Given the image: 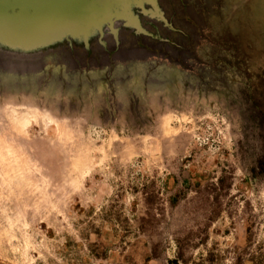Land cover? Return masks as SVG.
Listing matches in <instances>:
<instances>
[{"label":"rangeland","instance_id":"1","mask_svg":"<svg viewBox=\"0 0 264 264\" xmlns=\"http://www.w3.org/2000/svg\"><path fill=\"white\" fill-rule=\"evenodd\" d=\"M127 2L0 23V264H264V0Z\"/></svg>","mask_w":264,"mask_h":264},{"label":"water","instance_id":"2","mask_svg":"<svg viewBox=\"0 0 264 264\" xmlns=\"http://www.w3.org/2000/svg\"><path fill=\"white\" fill-rule=\"evenodd\" d=\"M55 2L65 4L68 0H0V23L3 22L4 26L7 24L12 30L28 31L35 29L40 19L51 17L47 12L50 10L51 3ZM51 10L54 11L53 9ZM30 43V39L8 42L11 45V49H19L25 54H30L29 52L33 48L36 50L35 47L30 46ZM8 49L6 48V50Z\"/></svg>","mask_w":264,"mask_h":264},{"label":"flooded vegetation","instance_id":"3","mask_svg":"<svg viewBox=\"0 0 264 264\" xmlns=\"http://www.w3.org/2000/svg\"><path fill=\"white\" fill-rule=\"evenodd\" d=\"M120 1H121V7H122L121 12H123V14H120V19L123 20L124 23L132 22L133 21V19H131L132 12H131V10H129L131 8V5H129L127 0H120ZM137 1H139V0H137ZM9 29H10V27L6 26L5 32H9L10 31ZM16 51L18 52V49Z\"/></svg>","mask_w":264,"mask_h":264},{"label":"trees","instance_id":"4","mask_svg":"<svg viewBox=\"0 0 264 264\" xmlns=\"http://www.w3.org/2000/svg\"><path fill=\"white\" fill-rule=\"evenodd\" d=\"M257 169L264 174V157L258 160L257 166L253 169V172H256Z\"/></svg>","mask_w":264,"mask_h":264}]
</instances>
